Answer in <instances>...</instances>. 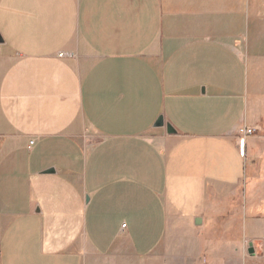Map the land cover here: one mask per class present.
<instances>
[{"label": "crops", "instance_id": "1", "mask_svg": "<svg viewBox=\"0 0 264 264\" xmlns=\"http://www.w3.org/2000/svg\"><path fill=\"white\" fill-rule=\"evenodd\" d=\"M263 104L264 0H0V264H125L250 210Z\"/></svg>", "mask_w": 264, "mask_h": 264}, {"label": "rangeland", "instance_id": "2", "mask_svg": "<svg viewBox=\"0 0 264 264\" xmlns=\"http://www.w3.org/2000/svg\"><path fill=\"white\" fill-rule=\"evenodd\" d=\"M261 112L260 121L246 126L257 128L251 135H258V150L249 157L248 174L238 187L241 192H254L253 207H244L243 196L231 199L206 227L197 217L195 225L167 230L154 254L140 260L130 256L125 264H264V104ZM148 135L154 137L151 132ZM238 144L244 147V139L239 138ZM249 243L253 254L248 252Z\"/></svg>", "mask_w": 264, "mask_h": 264}, {"label": "water", "instance_id": "3", "mask_svg": "<svg viewBox=\"0 0 264 264\" xmlns=\"http://www.w3.org/2000/svg\"><path fill=\"white\" fill-rule=\"evenodd\" d=\"M163 125H165L167 133L175 132L174 129L172 128V126L169 123L164 124L163 118L161 116L156 119V121L154 122L153 126L154 127H158V126H163ZM248 252L250 254H253V252H254V249L252 248V243H249Z\"/></svg>", "mask_w": 264, "mask_h": 264}, {"label": "built area", "instance_id": "4", "mask_svg": "<svg viewBox=\"0 0 264 264\" xmlns=\"http://www.w3.org/2000/svg\"><path fill=\"white\" fill-rule=\"evenodd\" d=\"M62 53H59V55H61ZM257 131V128L254 126V127H244V136H247V135H251L253 132H256ZM34 141L31 140L29 141V146L33 143ZM121 227H125V223H123L121 225Z\"/></svg>", "mask_w": 264, "mask_h": 264}]
</instances>
